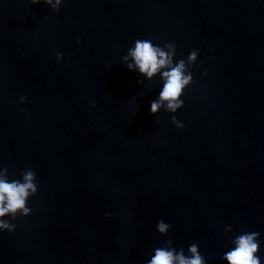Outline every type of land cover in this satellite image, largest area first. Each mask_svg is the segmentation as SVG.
I'll return each instance as SVG.
<instances>
[{
	"label": "water",
	"instance_id": "water-1",
	"mask_svg": "<svg viewBox=\"0 0 264 264\" xmlns=\"http://www.w3.org/2000/svg\"><path fill=\"white\" fill-rule=\"evenodd\" d=\"M137 39L198 50L176 113L124 65ZM0 166L38 183L0 264H145L161 219L206 264L259 232L264 264V0H0Z\"/></svg>",
	"mask_w": 264,
	"mask_h": 264
},
{
	"label": "clouds",
	"instance_id": "clouds-1",
	"mask_svg": "<svg viewBox=\"0 0 264 264\" xmlns=\"http://www.w3.org/2000/svg\"><path fill=\"white\" fill-rule=\"evenodd\" d=\"M65 0H31V3H43L53 11L59 12ZM77 43H80L77 39ZM176 45L173 42H166L161 47L154 45L151 40L137 39L134 47L128 49L127 54L122 57L124 65L129 71L136 70L145 79L151 81L157 75L163 81L162 90L157 99L151 101V113L158 114L162 109L168 113H176L184 106V90L192 85L193 74L191 66L197 62L199 52L192 50L187 60H176ZM57 62H61L63 55L54 50ZM142 84L143 81L138 80ZM27 97H20V103H24ZM171 123L182 129L183 123L175 115L171 116ZM38 193L36 172L32 169L22 170L19 178H10L9 169L0 166V231L9 233L15 231L17 225L12 221L18 216L28 217L32 209L28 206V200ZM11 217V220L5 217ZM111 217V214H109ZM158 233L165 237L164 244L154 249V255L145 264H206V258L201 254L199 245L192 243L185 250L174 246L168 233L171 225L163 219L156 224ZM226 232H231V225L225 226ZM260 233L244 232L236 235L231 244V250L224 253L221 259L227 264H262L258 255L260 250Z\"/></svg>",
	"mask_w": 264,
	"mask_h": 264
}]
</instances>
